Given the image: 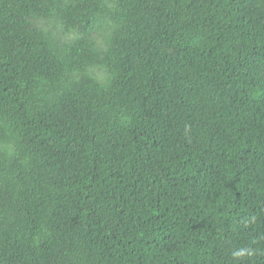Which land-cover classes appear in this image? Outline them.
Returning <instances> with one entry per match:
<instances>
[{
    "label": "trees",
    "instance_id": "obj_1",
    "mask_svg": "<svg viewBox=\"0 0 264 264\" xmlns=\"http://www.w3.org/2000/svg\"><path fill=\"white\" fill-rule=\"evenodd\" d=\"M0 264H264V0H0Z\"/></svg>",
    "mask_w": 264,
    "mask_h": 264
},
{
    "label": "rangeland",
    "instance_id": "obj_2",
    "mask_svg": "<svg viewBox=\"0 0 264 264\" xmlns=\"http://www.w3.org/2000/svg\"><path fill=\"white\" fill-rule=\"evenodd\" d=\"M70 37H72V36H70V35L67 36V35H66L65 38L68 39V38H70ZM95 73H96V77H97L99 80L103 78V74H102V73H98V72H95Z\"/></svg>",
    "mask_w": 264,
    "mask_h": 264
}]
</instances>
